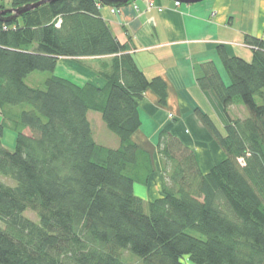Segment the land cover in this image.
<instances>
[{"label":"trees","instance_id":"1","mask_svg":"<svg viewBox=\"0 0 264 264\" xmlns=\"http://www.w3.org/2000/svg\"><path fill=\"white\" fill-rule=\"evenodd\" d=\"M40 1L12 0L21 14H0V264H264V40L246 38L250 61L218 47L228 84L213 61L197 79L222 105L225 133L195 111L225 158L204 174L194 150L161 132L162 195L145 202L134 187L148 182L152 160L132 139L137 102L151 89L165 104L166 83L145 75L101 14L133 0L27 10ZM104 57V86L55 75L60 58ZM36 71L50 73L43 88L25 82ZM233 105L247 115L233 118ZM89 111L117 147L96 141ZM8 128L13 149L1 141Z\"/></svg>","mask_w":264,"mask_h":264},{"label":"crops","instance_id":"2","mask_svg":"<svg viewBox=\"0 0 264 264\" xmlns=\"http://www.w3.org/2000/svg\"><path fill=\"white\" fill-rule=\"evenodd\" d=\"M153 1L164 8L162 12L156 8L148 10L144 0L112 7L118 10L116 14L111 13L110 6L101 8L112 32L133 55L145 75L149 79L160 77L166 83L165 104L159 102V96L151 89L137 102L141 126L132 139L144 150L155 153V140L161 132H169L196 152L204 172L203 165L209 168L204 160L208 155L207 147L214 141L195 110L208 113L223 129L227 120L215 96L200 89L197 79L203 75L201 67L213 61L228 84L229 80L227 82L221 72L218 47L224 46L230 56L252 59L253 51L247 47L246 38L264 40V0H203L180 2L179 5H176L177 0ZM11 2L0 0V10L11 9ZM109 59L60 58L56 71L61 70L65 75L59 76L75 82L78 77L83 83L104 86L106 80L98 72L102 61ZM229 114L233 118L244 117L247 111L242 105H233ZM2 119L0 115V123ZM5 132L6 129L2 140ZM2 143L14 148L5 141Z\"/></svg>","mask_w":264,"mask_h":264},{"label":"rangeland","instance_id":"3","mask_svg":"<svg viewBox=\"0 0 264 264\" xmlns=\"http://www.w3.org/2000/svg\"><path fill=\"white\" fill-rule=\"evenodd\" d=\"M179 4H180V1H177L176 5H179ZM247 47L251 48L250 45H248ZM96 64H98V63H96ZM222 66L223 65L221 64V72H222L225 80L228 82V80H229L228 73L226 72L225 68ZM55 75H65V74L62 73L61 70H59V71L55 72ZM49 76H50V73H48V72L36 71V72H33L32 74H30V76H28L26 78L25 82L30 87L43 88L44 87L43 85ZM72 77H73V79L76 78L74 76H72ZM75 80L79 83H83L82 78L77 77ZM87 116H88V119L91 123L93 136L98 143L105 145L107 147H117L119 145V138L107 128V126L105 125V123L102 120V116L100 113L94 112V111H89ZM217 125L220 129H222L221 131L223 133H225V131H224L225 129H223L221 124L217 123ZM15 140H16L15 132L13 130H11L10 128L6 129L5 138L2 141H5V143L8 146L15 147V143H16ZM213 141H214V144L209 145L207 147V153H208L207 157H204V160L206 161V165L209 167V168H205L206 166L203 165L204 174L207 173L211 169L212 166L218 164V162H221L223 160V156L225 154L224 151L221 149V147L219 146V144L216 142V140L214 138H213ZM154 143H155L154 144L155 150H153V151L154 152L156 151V152L151 153L148 151V153L151 156V160H152V163H151L152 164L151 165L152 166V172L149 175L148 182L142 183V182L137 181L135 183V187H134L136 195L141 197L145 202L153 201V200L161 197V195H162V189L161 188L163 185V176L162 175H163L164 165L161 161V158L158 154V149H157L159 139L155 140ZM10 182H11V184H14L12 180ZM25 215L34 221H38V216L36 215L35 212H33L31 210H27ZM195 234L197 236H199V234H197V233H195ZM130 260L136 261L137 259L131 258ZM183 261L185 264H194L193 262L188 260L187 257H185Z\"/></svg>","mask_w":264,"mask_h":264},{"label":"water","instance_id":"4","mask_svg":"<svg viewBox=\"0 0 264 264\" xmlns=\"http://www.w3.org/2000/svg\"><path fill=\"white\" fill-rule=\"evenodd\" d=\"M50 0H42L40 2H37V3H34V4H30L27 8V10H30V9H33V8H36L40 5H42L43 3H46ZM121 2L123 3H127L128 1L130 0H120ZM177 1H180L182 3H196V2H200V1H203V0H177ZM9 11H13L16 13L17 16H19L21 14V11H19L18 9H7L6 11L5 10H0V14H6L7 12Z\"/></svg>","mask_w":264,"mask_h":264},{"label":"built area","instance_id":"5","mask_svg":"<svg viewBox=\"0 0 264 264\" xmlns=\"http://www.w3.org/2000/svg\"><path fill=\"white\" fill-rule=\"evenodd\" d=\"M144 1L146 3V7H147L148 10L156 8L159 12H162L163 9H164L161 6L156 5V3L153 0H144ZM136 8H137V6H136ZM117 11L118 10L116 8L111 9V13L112 14L117 13Z\"/></svg>","mask_w":264,"mask_h":264}]
</instances>
